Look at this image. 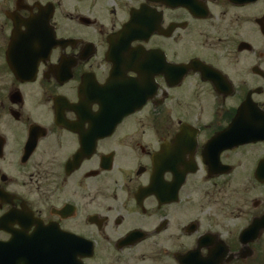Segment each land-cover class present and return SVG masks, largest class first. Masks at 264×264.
<instances>
[{
	"label": "flooded vegetation",
	"instance_id": "af4514ba",
	"mask_svg": "<svg viewBox=\"0 0 264 264\" xmlns=\"http://www.w3.org/2000/svg\"><path fill=\"white\" fill-rule=\"evenodd\" d=\"M0 58V264H264V0H0Z\"/></svg>",
	"mask_w": 264,
	"mask_h": 264
},
{
	"label": "rangeland",
	"instance_id": "374dc122",
	"mask_svg": "<svg viewBox=\"0 0 264 264\" xmlns=\"http://www.w3.org/2000/svg\"><path fill=\"white\" fill-rule=\"evenodd\" d=\"M1 58H0V87H2L4 85L5 82V75L3 72V65L1 64Z\"/></svg>",
	"mask_w": 264,
	"mask_h": 264
},
{
	"label": "water",
	"instance_id": "95a60500",
	"mask_svg": "<svg viewBox=\"0 0 264 264\" xmlns=\"http://www.w3.org/2000/svg\"><path fill=\"white\" fill-rule=\"evenodd\" d=\"M13 44H14V40H13ZM11 48H12V46H11ZM262 165H264V162H262ZM264 169V167H261V170H263Z\"/></svg>",
	"mask_w": 264,
	"mask_h": 264
}]
</instances>
